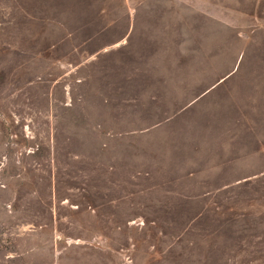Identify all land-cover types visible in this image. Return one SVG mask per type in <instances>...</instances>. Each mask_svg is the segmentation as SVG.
I'll return each mask as SVG.
<instances>
[{"label":"rangeland","instance_id":"1","mask_svg":"<svg viewBox=\"0 0 264 264\" xmlns=\"http://www.w3.org/2000/svg\"><path fill=\"white\" fill-rule=\"evenodd\" d=\"M0 264H264V0H0Z\"/></svg>","mask_w":264,"mask_h":264}]
</instances>
